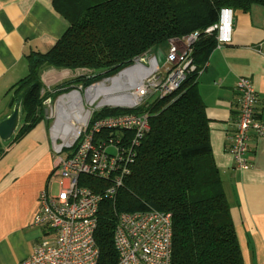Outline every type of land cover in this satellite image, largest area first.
I'll return each mask as SVG.
<instances>
[{
  "label": "trees",
  "instance_id": "obj_1",
  "mask_svg": "<svg viewBox=\"0 0 264 264\" xmlns=\"http://www.w3.org/2000/svg\"><path fill=\"white\" fill-rule=\"evenodd\" d=\"M253 4L264 6V0H52L69 26L50 50L27 56V75L9 90L24 115L16 141L43 118L47 99L67 93L72 85L89 86L97 72L116 75L160 44L198 33L191 55L196 70L178 91L132 110L147 114L149 130L115 196L105 195L109 181L79 178V185L101 196L94 232L97 264H118L113 234L119 214L150 210L171 217V264H244L220 171L212 159L197 71L217 45L216 32L206 34L205 29L219 21L223 9L246 11ZM45 66L91 75L45 89L39 79ZM129 112L104 110L94 118ZM249 151L248 141L247 156Z\"/></svg>",
  "mask_w": 264,
  "mask_h": 264
},
{
  "label": "crops",
  "instance_id": "obj_2",
  "mask_svg": "<svg viewBox=\"0 0 264 264\" xmlns=\"http://www.w3.org/2000/svg\"><path fill=\"white\" fill-rule=\"evenodd\" d=\"M222 22H229L230 27L216 32L217 45L197 79V90L205 105L212 159L220 171L243 263L264 264V138L251 134L248 170L236 169L228 153L238 114L237 78L252 82L257 96L255 115L264 119V6L228 9ZM68 26L52 0H0V101L8 100L0 124L17 106L9 90L27 75V56L50 50ZM75 72L45 66L39 79L45 89H51ZM47 105L43 103L48 114L16 141L14 135L24 117L18 107L11 136L0 138V264H17L37 245L55 237L53 231L32 222L39 193L56 192L53 124H49L52 117Z\"/></svg>",
  "mask_w": 264,
  "mask_h": 264
},
{
  "label": "built area",
  "instance_id": "obj_3",
  "mask_svg": "<svg viewBox=\"0 0 264 264\" xmlns=\"http://www.w3.org/2000/svg\"><path fill=\"white\" fill-rule=\"evenodd\" d=\"M224 13L222 10L220 20L205 29L206 34L230 27L229 22H222ZM197 38L198 33L194 32L179 39H171L161 60L154 48L150 54L136 59L118 76H114L112 79L121 78V88H124V82H128L129 78L134 79L133 85L123 93L124 96L128 95L125 104L106 102L101 86L106 85L102 82L90 84L86 89L78 85L67 94H80L78 105L81 121L72 125L74 130L65 141L55 138L50 132L56 155L53 172L57 177V188L54 193L51 190L39 193L38 210L32 221L34 226L53 231L55 237L52 242L44 241L37 245L31 255L19 264L98 263L99 250L94 232L101 196L89 187L79 185V178L95 177L109 181L111 185L105 195L108 198L115 196L131 171L139 141L149 130L147 114L132 110L148 99L155 102L178 91L186 76L196 70L191 55ZM206 65L197 71L198 76ZM101 73L103 71L95 75ZM112 79L109 87L113 85ZM235 90L238 114L229 154L235 167L245 171L250 168L248 141L251 134L264 138V119H258L255 115L257 96L252 82L247 78H237ZM98 97L101 99L96 102ZM65 101L70 102L68 98ZM114 109L131 112L94 118L97 113ZM104 132L107 134L105 137L102 134ZM112 132L115 134H110ZM64 150L67 153L62 155ZM113 245L118 264H171L170 215L153 210L119 214Z\"/></svg>",
  "mask_w": 264,
  "mask_h": 264
},
{
  "label": "bare ground",
  "instance_id": "obj_4",
  "mask_svg": "<svg viewBox=\"0 0 264 264\" xmlns=\"http://www.w3.org/2000/svg\"><path fill=\"white\" fill-rule=\"evenodd\" d=\"M120 80V77L112 79L113 85L111 87H105L103 84L101 85L105 95L104 100L106 102L114 104L127 103L128 98L126 97H128V95L124 96L123 93L128 90L129 86L133 85L134 79L129 78L130 82H124V88L120 87ZM79 95L80 94L78 92H72L69 95L60 97L57 100L54 109L50 105V116L55 120L51 128V133L55 138H61L65 141L66 137H69L71 135V131L74 130L72 125L81 121L80 108L78 105ZM65 98H68L70 102L66 103Z\"/></svg>",
  "mask_w": 264,
  "mask_h": 264
},
{
  "label": "rangeland",
  "instance_id": "obj_5",
  "mask_svg": "<svg viewBox=\"0 0 264 264\" xmlns=\"http://www.w3.org/2000/svg\"><path fill=\"white\" fill-rule=\"evenodd\" d=\"M167 49H168V43L167 42H164V43H162V44H160L158 47H157V56H158V59H160L161 60V56L163 55V54H165L166 52H167ZM159 53H161V55H159ZM159 60V61H160ZM163 63V62H162ZM129 66V65H128ZM127 66V67H128ZM123 69H125V68H123ZM123 69H121V70H119L117 73H116V75H113V76H106V75H104L105 74V72L104 73H102V74H97L96 76V78H93V79H91L90 80V82H92V84L93 83H96V82H103V83H105V85H106V87H109L110 85H111V79L114 77V76H118L117 74L120 72V71H122ZM91 75V72H87V71H76L74 74H72V76H70L69 78H67L66 80L68 81H73L75 78H78V77H80V76H90ZM26 76V75H25ZM24 76H22V78H23ZM75 85H72V87L69 89V91L68 92H70V91H72L74 88H76V87H74ZM84 89H86V87L84 88ZM64 94H66L67 95V93H64ZM63 94V95H64ZM65 95V96H66ZM81 95H82V92H81ZM61 96L59 95V96H57V97H55L54 99H52L51 100V107L54 109L55 108V105H56V102H57V100L60 98ZM101 99V97H98V98H96V102H98L99 100ZM7 101L8 100H2V101H0L1 103H0V113L1 112H3V111H5V109H6V106H5V104H7ZM152 101V100H151ZM46 107V106H45ZM54 118L52 119L51 118V122L49 123V124H54ZM58 143H60V140H58ZM67 153V151L66 150H64L63 151V153H62V155H65ZM54 191H56V186L54 185Z\"/></svg>",
  "mask_w": 264,
  "mask_h": 264
},
{
  "label": "water",
  "instance_id": "obj_6",
  "mask_svg": "<svg viewBox=\"0 0 264 264\" xmlns=\"http://www.w3.org/2000/svg\"><path fill=\"white\" fill-rule=\"evenodd\" d=\"M121 72V71H120ZM119 72V73H120ZM104 73V72H103ZM102 74V73H101ZM51 103V99H47L44 102V106L46 104H50ZM44 114L47 115L48 114V110L47 108L44 109ZM17 117H18V106H16L12 112V114L6 119L4 120L1 124H0V138L1 139H7L8 137L11 136L13 129L17 123Z\"/></svg>",
  "mask_w": 264,
  "mask_h": 264
},
{
  "label": "clouds",
  "instance_id": "obj_7",
  "mask_svg": "<svg viewBox=\"0 0 264 264\" xmlns=\"http://www.w3.org/2000/svg\"><path fill=\"white\" fill-rule=\"evenodd\" d=\"M225 11H227V10H225Z\"/></svg>",
  "mask_w": 264,
  "mask_h": 264
}]
</instances>
